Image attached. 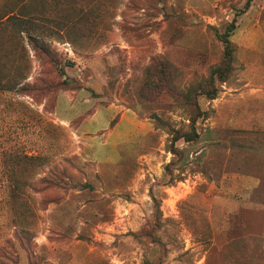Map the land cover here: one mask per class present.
I'll use <instances>...</instances> for the list:
<instances>
[{"label":"rangeland","instance_id":"1","mask_svg":"<svg viewBox=\"0 0 264 264\" xmlns=\"http://www.w3.org/2000/svg\"><path fill=\"white\" fill-rule=\"evenodd\" d=\"M263 8L0 0V264H264V127L241 106ZM109 106L153 129L97 162L75 130Z\"/></svg>","mask_w":264,"mask_h":264},{"label":"crops","instance_id":"2","mask_svg":"<svg viewBox=\"0 0 264 264\" xmlns=\"http://www.w3.org/2000/svg\"><path fill=\"white\" fill-rule=\"evenodd\" d=\"M253 8L250 6L248 13ZM260 15L259 38L243 43L246 49V82L243 84L246 102L241 106L246 107V123L251 127H264V8ZM236 52L238 54V50ZM103 112L100 108L95 109L75 130L78 148L90 160L116 162L120 157V145L131 143L153 129L147 119H139L130 109L109 106ZM117 115V120L112 123Z\"/></svg>","mask_w":264,"mask_h":264},{"label":"trees","instance_id":"3","mask_svg":"<svg viewBox=\"0 0 264 264\" xmlns=\"http://www.w3.org/2000/svg\"><path fill=\"white\" fill-rule=\"evenodd\" d=\"M250 1V0H249ZM245 5H248V1H246ZM11 17V15L9 14H5L3 16L0 17V20H7ZM234 29V23H231L226 31L221 34L219 37L223 43V61H222V65H223V68L224 70H219L218 67H215L212 69V75H217L216 77L218 79H220L221 81H225L227 75H228V72L230 71L231 69V65H232V62H233V53H234V47L229 39V36L231 35L232 31ZM212 83V82H211ZM217 95V89L215 88V86H212L210 89H207L205 91V96L208 98V99H213L215 98ZM204 111H201V114L204 115ZM201 116V115H199ZM175 134H173V137L174 139L173 140H176L180 137H182L185 141H190V140H193V136L191 133H185V134H181V135H176V130L173 131ZM170 151L172 153H176V149L174 147H171L170 148Z\"/></svg>","mask_w":264,"mask_h":264}]
</instances>
